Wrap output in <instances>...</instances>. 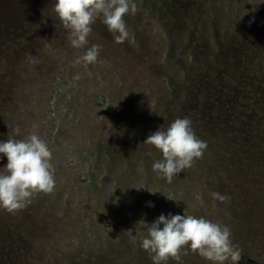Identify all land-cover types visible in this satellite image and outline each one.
<instances>
[{"label":"rangeland","instance_id":"374dc122","mask_svg":"<svg viewBox=\"0 0 264 264\" xmlns=\"http://www.w3.org/2000/svg\"><path fill=\"white\" fill-rule=\"evenodd\" d=\"M196 1L206 3L178 23L176 0H134L125 43L99 18L89 45L76 49L55 0H0V142L16 125V139L36 125L56 184L15 214L0 209V264H152L141 245L145 262L133 256L134 234L142 243L161 214L184 211L228 226L238 264H264V0ZM92 44L102 45L98 62L74 66ZM185 117L208 147L168 183L152 168L162 153L143 142ZM6 164L0 154V172ZM77 172L97 182L83 200L69 189ZM145 211L133 234L128 222ZM99 218L124 231L119 245ZM182 261L213 264L191 251Z\"/></svg>","mask_w":264,"mask_h":264},{"label":"clouds","instance_id":"9594fccd","mask_svg":"<svg viewBox=\"0 0 264 264\" xmlns=\"http://www.w3.org/2000/svg\"><path fill=\"white\" fill-rule=\"evenodd\" d=\"M54 8L68 30L71 46L76 49L89 45L92 25L99 18L110 33H118L114 36L116 43H125L129 30L124 17L138 11L134 0H55ZM101 50L102 45L92 44L73 61V65L97 63ZM74 79L79 80L80 76L77 74ZM36 127L33 125L34 130L24 139H16L21 131L16 125L7 141L0 142V154L7 158V164L0 172V209L10 214L25 209L35 195L52 194L56 189L50 162L52 152L45 140L36 134ZM143 143L162 153V159L155 161L152 168L168 183L183 170L191 168L208 147L206 141L196 136L192 121L187 117L175 119L166 130L151 133ZM211 195L221 203L230 202L226 194L212 192ZM148 225L141 247L148 252L152 264H168L170 259L183 264L182 256L188 255L189 251L213 264H224L229 259L232 264H238L241 259L242 251L232 243L228 226L197 218L185 211L183 215L161 214Z\"/></svg>","mask_w":264,"mask_h":264},{"label":"trees","instance_id":"16d2710c","mask_svg":"<svg viewBox=\"0 0 264 264\" xmlns=\"http://www.w3.org/2000/svg\"><path fill=\"white\" fill-rule=\"evenodd\" d=\"M176 3H177V8H176V14H177V16H179L181 19L178 21V23H181V22H183L184 21V19L182 18V17H184L185 15H187L188 13H190V12H192L193 10H192V8L193 7H196V6H202V5H204L205 3H206V1H204V2H201V3H199V2H197L196 0H176ZM190 42H192V43H195V42H193V41H190ZM205 43V42H204ZM205 45H207V44H205ZM200 46H202V45H199L198 46V48L200 47ZM237 47H239V48H241V44H238L237 45ZM223 51V50H222ZM134 139V141H136L137 143H141L142 144V141L138 138V137H135V138H133ZM139 141H137V140ZM47 143V145H48V142H46ZM124 143H123V141L122 140H120L119 141V144L117 145V146H115V148H117V149H123V147H124ZM49 146V145H48ZM122 146V147H121ZM77 174V177H75V176H73L72 178H73V183H74V185H73V188L72 187H69V189L72 191V194H73V196H76V197H78L79 199L78 200H83L84 199V196H83V193H85L87 190H88V188L89 187H91L90 186V183H97L96 181H93V180H96V178H91V179H88L87 177L89 176V173H84L83 175H85V177L88 179V180H86L85 178V180L84 181H80V174L77 172L76 173ZM191 179H193V178H191ZM95 187L93 188V190L96 192V191H100V185H94ZM197 187V186H196ZM182 190H183V188H182ZM126 192L125 191H123V194H125ZM46 199H48V197H46ZM108 203V202H107ZM124 208H126V209H131L132 211L134 210V209H132L131 208V206H129V204L128 205H126V204H123V209ZM154 209H157V207L155 206L154 207ZM144 210V209H143ZM124 211V210H123ZM110 215H112V214H110ZM149 214H148V211H145V212H143V213H141V212H138L137 213V215H135L134 216V220H132V221H129L128 222V224H130L131 223V228H132V233L134 234V232H136V231H138V229H139V227H140V230H141V228H142V224H143V220L145 219V218H147V216H148ZM88 221H90V220H88ZM99 225H104L103 227L104 228H108L109 229V232H111L112 234L111 235H109L108 233L106 234V235H108V236H111V237H113V239L111 240L113 243H118L117 245H119V241L120 240H122V239H124V231H121V233H118V229H116V225H111L112 223H114V220H112V223H107V222H103L100 218H99ZM123 222H121V224L120 225H118L119 227L121 226L122 228H124L125 229V227L126 226H124V225H127V224H124V223H127V221H124V220H122ZM110 224V227H106L105 225H109ZM133 225H134V227H133ZM86 227L87 229L85 230L86 231V233H88V231L90 232V229H93V230H95V228H96V224L94 223V222H85L84 224H83V226L82 227ZM100 227V226H99ZM120 227V228H121ZM111 229H113V230H111ZM91 233V232H90ZM104 233H106V232H104ZM118 234V235H117ZM135 235V238L134 239H136L135 240V244H134V248H132L133 250V256H135V257H138V258H142V256H139L140 254V245H141V242L139 241V237H140V235L139 236H137V234H134ZM140 244H139V243ZM144 255V254H143ZM145 257L147 258V256H143V262H145L144 260H146L145 259ZM142 259H140L139 261H140V263H141V261H142Z\"/></svg>","mask_w":264,"mask_h":264}]
</instances>
